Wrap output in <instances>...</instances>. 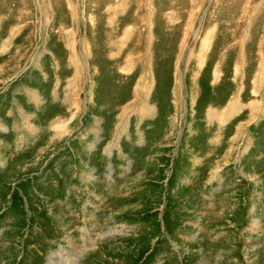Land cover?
I'll use <instances>...</instances> for the list:
<instances>
[{
  "label": "rangeland",
  "instance_id": "374dc122",
  "mask_svg": "<svg viewBox=\"0 0 264 264\" xmlns=\"http://www.w3.org/2000/svg\"><path fill=\"white\" fill-rule=\"evenodd\" d=\"M0 264H264V0H0Z\"/></svg>",
  "mask_w": 264,
  "mask_h": 264
},
{
  "label": "crops",
  "instance_id": "0c3cea01",
  "mask_svg": "<svg viewBox=\"0 0 264 264\" xmlns=\"http://www.w3.org/2000/svg\"><path fill=\"white\" fill-rule=\"evenodd\" d=\"M41 83H43L42 81H41ZM43 85H47V83L46 84H43ZM52 85V84H51ZM54 85V84H53ZM22 95V94H21ZM7 97H9V95L7 96ZM51 98V99H50ZM11 98L9 97V98H4V103H5V105L4 106H9V107H5V112H4V116H5V120H6V124L8 125H6V128L8 129L7 130V134H11V136H21V135H25L26 134V131L24 130V129H22V131H20V128H19V126H18V123L16 122V120H15V116H14V113H15V115H16V117L17 116H19V114L17 113V109H16V107L14 106L15 105V102H13L15 99H12V102H11V100H10ZM21 99H22V97H21ZM8 100V101H7ZM53 99H52V95H49V98H48V101L50 102V103H52L51 101H52ZM2 102V101H1ZM22 102L23 103H28L29 105H28V108L29 109H31V111L32 112H36V110H38L37 109V105H34L33 104V102H29V101H27V99H26V97L24 96V98L22 99ZM54 103H55V101H54ZM53 107V106H52ZM9 109L11 110V113H12V115H9ZM15 109V110H14ZM18 119H20V117H17ZM17 144H16V147L18 148V150L20 149V147H19V143H18V139L15 141ZM22 144H25V145H27V143L26 142H22ZM20 146H22V145H20ZM25 148V147H24Z\"/></svg>",
  "mask_w": 264,
  "mask_h": 264
},
{
  "label": "bare ground",
  "instance_id": "6f19581e",
  "mask_svg": "<svg viewBox=\"0 0 264 264\" xmlns=\"http://www.w3.org/2000/svg\"><path fill=\"white\" fill-rule=\"evenodd\" d=\"M207 41H208V39H205L203 45L207 44ZM63 126L66 127V124H64L63 122L60 123V124H58V128L63 127ZM61 129H62V128H61Z\"/></svg>",
  "mask_w": 264,
  "mask_h": 264
}]
</instances>
